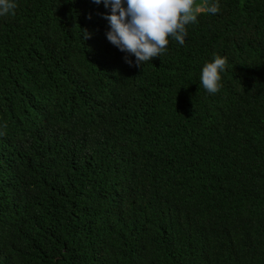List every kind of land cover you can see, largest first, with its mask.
Wrapping results in <instances>:
<instances>
[{"label": "trees", "instance_id": "16d2710c", "mask_svg": "<svg viewBox=\"0 0 264 264\" xmlns=\"http://www.w3.org/2000/svg\"><path fill=\"white\" fill-rule=\"evenodd\" d=\"M0 264H264V0H0Z\"/></svg>", "mask_w": 264, "mask_h": 264}]
</instances>
